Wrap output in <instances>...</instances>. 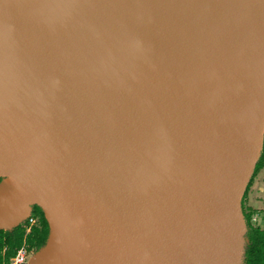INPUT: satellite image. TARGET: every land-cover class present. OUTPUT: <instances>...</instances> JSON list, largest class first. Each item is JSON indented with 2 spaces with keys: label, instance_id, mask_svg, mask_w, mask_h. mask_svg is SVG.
Returning a JSON list of instances; mask_svg holds the SVG:
<instances>
[{
  "label": "water",
  "instance_id": "95a60500",
  "mask_svg": "<svg viewBox=\"0 0 264 264\" xmlns=\"http://www.w3.org/2000/svg\"><path fill=\"white\" fill-rule=\"evenodd\" d=\"M264 135V0H0V229L29 264H241Z\"/></svg>",
  "mask_w": 264,
  "mask_h": 264
},
{
  "label": "trees",
  "instance_id": "16d2710c",
  "mask_svg": "<svg viewBox=\"0 0 264 264\" xmlns=\"http://www.w3.org/2000/svg\"><path fill=\"white\" fill-rule=\"evenodd\" d=\"M260 158L254 171L259 167ZM252 212L243 213L247 229L241 264H264V207L257 212L262 225L253 223ZM48 233L49 227L42 209L32 205L29 215L19 224L9 229H0V264L9 260L20 246L36 252L45 244Z\"/></svg>",
  "mask_w": 264,
  "mask_h": 264
},
{
  "label": "rangeland",
  "instance_id": "374dc122",
  "mask_svg": "<svg viewBox=\"0 0 264 264\" xmlns=\"http://www.w3.org/2000/svg\"><path fill=\"white\" fill-rule=\"evenodd\" d=\"M263 153L261 158L260 154ZM259 157V167L256 171H253L241 197L240 209L241 213L252 212V221L255 224L262 225L260 215L258 211L264 207V135L262 141V148ZM35 252H33L34 254Z\"/></svg>",
  "mask_w": 264,
  "mask_h": 264
},
{
  "label": "built area",
  "instance_id": "2783aa9c",
  "mask_svg": "<svg viewBox=\"0 0 264 264\" xmlns=\"http://www.w3.org/2000/svg\"><path fill=\"white\" fill-rule=\"evenodd\" d=\"M33 255V252L27 249L25 246H20L9 260L2 264H29V261Z\"/></svg>",
  "mask_w": 264,
  "mask_h": 264
}]
</instances>
